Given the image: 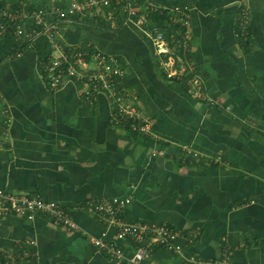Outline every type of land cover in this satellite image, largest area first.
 <instances>
[{
	"label": "crops",
	"instance_id": "crops-1",
	"mask_svg": "<svg viewBox=\"0 0 264 264\" xmlns=\"http://www.w3.org/2000/svg\"><path fill=\"white\" fill-rule=\"evenodd\" d=\"M133 2V23L118 5L107 8L112 18L77 14L62 23V41L69 53L119 61L118 86L157 138L112 123L113 99L100 92L89 102L83 81L52 90L36 42L0 54V188L55 201L76 224L10 214L0 217V244L23 254L16 264H133L134 244L87 208L119 196L131 198L125 221L178 230L181 250L156 245L150 264H210L226 248L235 264H264V0ZM158 32L166 54L156 53ZM181 58L191 70L168 78L164 63ZM99 237L125 258L112 260L92 242Z\"/></svg>",
	"mask_w": 264,
	"mask_h": 264
},
{
	"label": "built area",
	"instance_id": "built-area-1",
	"mask_svg": "<svg viewBox=\"0 0 264 264\" xmlns=\"http://www.w3.org/2000/svg\"><path fill=\"white\" fill-rule=\"evenodd\" d=\"M24 5V0H19V5ZM17 5V6H19ZM114 5L122 10L124 24L133 23L138 14L133 0H67L65 6H49L27 10L24 8L0 7V38L7 33L16 38H23L31 46L39 38L46 37L51 45L52 53L48 61L43 64L44 78L52 90H58L66 83L83 81L87 85L85 91L89 102L95 100L100 92H105L113 99V113L111 122L116 125L130 127L133 131L158 137L153 132L152 118L140 112L135 105L130 103L129 96L125 95V89L118 86V79L124 74L119 61L103 51L85 53L75 50L72 53L66 51L62 41L61 25L72 21V16L77 14L112 18L107 11ZM172 12H177L184 18V24L189 21L185 10L176 7ZM109 14V15H107ZM156 53L159 55L170 52V41L162 33L152 35ZM174 41V37H172ZM189 39L188 31L176 40L178 47H186ZM165 62L168 78L184 75L190 69L185 58ZM158 154H163L158 151ZM131 203V198L119 196L103 197L89 200L87 208L96 215L104 217L110 225L117 229V237L121 240H129L134 244V252L128 258L133 264H150L154 246L172 248L180 251L181 246L176 243L178 230L167 224H151L146 222L129 223L123 219L124 209ZM10 214L34 219L38 214L47 215L55 221H64L70 227L76 224L70 220L65 210L55 201L45 200L41 197L26 192H12L0 188V217ZM92 242L106 251L110 258L120 261L125 258V252L115 243L108 242L99 237ZM16 250L7 249L0 244V261L6 264H16L18 259H23V254H17ZM210 264H235L232 252L225 249L221 256Z\"/></svg>",
	"mask_w": 264,
	"mask_h": 264
},
{
	"label": "trees",
	"instance_id": "trees-1",
	"mask_svg": "<svg viewBox=\"0 0 264 264\" xmlns=\"http://www.w3.org/2000/svg\"><path fill=\"white\" fill-rule=\"evenodd\" d=\"M50 1L51 0H32V1L24 0L25 4L19 5V0H0V7H2V8L6 7V6H10L13 8H15V7L16 8H24L25 7L27 10H33L35 8L49 7ZM17 5H19V6H17ZM164 18L166 20L170 19L168 16L167 17L164 16ZM165 19H162L160 23H163L165 21ZM172 25H173V23H172ZM98 26L104 27L105 24L104 25L99 24ZM25 48H28L27 42L23 38H16L11 33L6 34V36L0 41V54H2L3 59L6 56L9 57L11 55L15 56L17 54H20ZM35 49H36L37 54L40 58V61L43 64L49 60L51 53H52V49H51V45H50V43L46 37H41L36 41ZM128 128L130 130H132L130 127H128ZM134 132H138V131H134ZM155 247L156 246H154V248Z\"/></svg>",
	"mask_w": 264,
	"mask_h": 264
},
{
	"label": "rangeland",
	"instance_id": "rangeland-1",
	"mask_svg": "<svg viewBox=\"0 0 264 264\" xmlns=\"http://www.w3.org/2000/svg\"><path fill=\"white\" fill-rule=\"evenodd\" d=\"M30 1H32V0H30ZM52 2H51V5L52 4H54L57 0H51ZM135 8H137V6L135 7Z\"/></svg>",
	"mask_w": 264,
	"mask_h": 264
}]
</instances>
